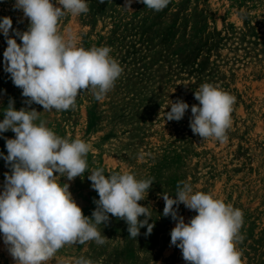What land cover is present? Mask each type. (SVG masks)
Listing matches in <instances>:
<instances>
[{"label":"rangeland","instance_id":"374dc122","mask_svg":"<svg viewBox=\"0 0 264 264\" xmlns=\"http://www.w3.org/2000/svg\"><path fill=\"white\" fill-rule=\"evenodd\" d=\"M125 2L87 0L86 14H66L59 21L61 34L78 47L111 49L123 68L114 88L101 101L82 91L74 109L44 111L35 103L30 109L41 112L40 119L59 136L91 145L85 176L60 178L70 184L85 216L91 217L93 200L99 199L87 175L103 168L106 176L128 172L137 179L154 178L139 203L148 207L155 226L150 235L141 228L134 239L126 222L109 214L108 225L98 226L107 243L65 246L49 264L80 256L95 264H186L181 250L171 245L176 222L162 215L165 202L159 195L175 196L181 181L241 210L237 249L243 264H264V0H170L159 12L138 0L125 8ZM14 3L0 0V19L8 16L13 29L26 31L29 21ZM6 47L0 33V121L10 100L16 110L29 107L4 71ZM203 83L235 97L225 142L202 139L189 127L191 106L199 104L194 93ZM178 99L189 109L180 121H166L165 111ZM5 138L15 134L0 133V153L7 155ZM6 172L10 168L0 157V192ZM178 212L185 222L197 214L183 204ZM0 264H15L2 234Z\"/></svg>","mask_w":264,"mask_h":264},{"label":"clouds","instance_id":"9594fccd","mask_svg":"<svg viewBox=\"0 0 264 264\" xmlns=\"http://www.w3.org/2000/svg\"><path fill=\"white\" fill-rule=\"evenodd\" d=\"M132 2L126 0L124 7L131 9ZM138 2L159 12L170 0ZM13 8L22 10L29 26L21 32L13 29L10 17L0 19V33L7 44L4 71L22 89L29 107L16 110L10 100L0 121V133L11 130L15 134V138H5L7 155L0 153L10 168L0 192V234L8 253L15 264H49L65 246L90 241L104 245L109 238L98 226L108 225L109 214L126 222L129 237L137 238L144 227L145 235H150L155 225L149 223L148 207L139 202L146 199L154 178L137 179L128 172L106 176L103 168L91 170L87 179L99 199L93 200L96 208L91 217L85 216L70 192V184L60 178L74 181L85 176L91 145L59 136L40 119L41 112L30 109L33 103L44 111L74 109L82 91L101 101L121 76L123 68L110 55L109 47H78L59 30V21L66 14L79 16L89 11L87 0H15ZM194 98L199 104L191 106L189 127L193 134L225 142L235 97L203 83ZM168 107L166 121H180L189 109L180 99ZM159 195L165 202L162 215L176 222L170 232L171 245L181 250L186 264H243L242 252L237 249V242L242 240L241 210L210 193L194 191L183 181L178 182L175 196ZM180 204L197 214L185 222L178 212ZM59 264L95 262L80 256Z\"/></svg>","mask_w":264,"mask_h":264}]
</instances>
